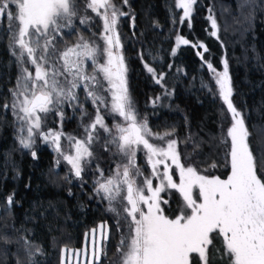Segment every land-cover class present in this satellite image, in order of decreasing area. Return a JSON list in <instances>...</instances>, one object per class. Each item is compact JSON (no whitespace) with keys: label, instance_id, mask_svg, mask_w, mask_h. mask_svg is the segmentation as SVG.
<instances>
[{"label":"snow or ice","instance_id":"obj_1","mask_svg":"<svg viewBox=\"0 0 264 264\" xmlns=\"http://www.w3.org/2000/svg\"><path fill=\"white\" fill-rule=\"evenodd\" d=\"M123 3L127 4L128 0ZM195 3L196 0H175V7L182 9L181 24L186 19L190 21ZM85 7L103 22L99 33L103 44L79 35L74 44L65 45L61 50L56 46V37L62 29L74 28L73 18L78 16L76 0H0V15H6L9 21V46L19 67L16 85L10 89L13 97L10 107L20 122V132H27L26 136L19 137L21 146L31 148L34 137L40 135L55 146L56 152L80 178L83 164L93 156L90 149L98 139L97 127L109 134L106 143L115 146L114 155H120L122 162L107 177L97 168L100 176L94 191L108 202L107 210L127 225L128 230L117 246L119 264H214L217 253L226 264H264V175L258 173L259 161L251 149V133L245 119L232 101L227 61H223L222 72L207 64L214 74L219 98L231 117L226 135L222 129L221 137V143L228 149L225 159L230 172L221 178L209 174V169L201 171L182 162L178 141L171 138L174 129L153 132L147 120L139 118L127 86V66L118 31L119 17L127 14L113 0H86ZM91 19L85 15L80 17V23ZM208 19L213 29L211 35L216 36V20L212 15ZM176 43L188 45L190 42L177 35ZM192 46L207 51L203 43ZM197 54L203 58V53ZM144 68L157 84L163 81V74L157 75L148 63H144ZM79 88L93 104L95 117L84 126V140L67 137L75 149L72 155L61 147L62 131L41 129L44 119L53 111L63 120L65 102L71 107H80L82 116L88 115L79 103ZM105 114L119 120L114 119L109 128ZM141 151L151 168L149 175L137 164V153ZM32 155L35 157V152ZM217 167L215 162L209 166ZM177 172L178 183L174 180ZM154 179L159 184L154 186ZM169 189L179 192L183 201L174 217L166 215L162 208L168 200L161 193ZM7 200L11 203L12 196ZM99 227V239L97 230H91L92 254L86 264H101V257L106 255L107 225ZM87 238L86 233V242ZM221 238L217 246L216 241ZM83 251L87 256V247ZM74 252L77 257L80 255L79 251L62 249L61 264H66L65 253L70 264Z\"/></svg>","mask_w":264,"mask_h":264},{"label":"trees","instance_id":"obj_2","mask_svg":"<svg viewBox=\"0 0 264 264\" xmlns=\"http://www.w3.org/2000/svg\"><path fill=\"white\" fill-rule=\"evenodd\" d=\"M76 4L81 6L82 0ZM124 9L127 15L119 17L118 31L127 86L139 117L153 132L174 129L171 138L178 141L183 163L224 178L228 149L221 137L230 119L207 64L218 71L226 60L232 101L245 119L258 173L264 175V0H196L190 21L183 24L175 0H128ZM209 15L216 20V36L211 35ZM73 24L68 32L61 31L62 42H72L77 34L90 38L78 19ZM177 35L190 43L177 45ZM194 43H203L207 51ZM9 44L8 22L0 15V264H61V250L82 248L85 234L101 224L107 225L109 237L101 264H116L120 222H114L93 192V175L84 173L81 183L71 180L63 167L54 165L46 145L37 140L25 149L16 139L10 112L16 60ZM144 63L163 74L160 84ZM213 162L215 169L209 168ZM161 196L168 200L162 204L165 214L174 217L182 199L171 189ZM214 264L226 261L217 253Z\"/></svg>","mask_w":264,"mask_h":264},{"label":"rangeland","instance_id":"obj_3","mask_svg":"<svg viewBox=\"0 0 264 264\" xmlns=\"http://www.w3.org/2000/svg\"><path fill=\"white\" fill-rule=\"evenodd\" d=\"M114 3L119 7L120 11H122V12L125 11L124 7H126L127 4H124L123 0H119L118 2H114ZM85 5H86V0H82L81 6L77 7L78 8V16L73 18V22H74V19H78V23H80V17H83L85 15L92 17V19L88 23H85V24L80 23L82 26H84L87 29V32L90 33V38H85V39H95V40H97L98 43H100L102 45L103 41H101L99 39V33L103 29V22L90 9H86ZM179 12H180V16H181L182 15V9H179ZM4 16L6 17V20L8 22V26H9V21L7 19V16L6 15H4ZM70 29H72V28H64L61 31L68 32ZM79 35L80 34H77L75 40L66 44V43L62 42V40L59 38L61 36V34H60L59 36L56 37V41H57V39H59L60 44H56V46L59 49L63 50L65 45L74 44ZM10 36H11V33H10ZM9 51L12 54V49L10 48V46H9ZM17 51H18V49H17ZM13 57L16 60V57L14 55H13ZM29 67H30V70L34 71V69H31V66H29ZM89 71H91L90 66H89ZM218 71L222 72L223 66H221V69ZM18 74H19V67H18L17 60H16V74L14 77V87L16 85V80H17ZM217 89H218V86H217ZM77 93L79 96V103L83 104L88 115L82 116V112H81L80 107H71V106H69L68 102H65L62 106V110L64 113L63 120H61L60 116L57 115L55 111H53L52 113H49L46 116V118L44 119V123L42 124V129H41V131H43V132H47L49 129L54 130V131H62L64 133V136L61 138V141H60L61 147L63 148V150L66 154H72V155L75 154V149L69 143L67 137L70 135V136L75 137L76 139L84 140L86 138L84 126L89 124L95 117V108L93 107V104L91 103L90 100L85 99L86 94H85L84 90L82 88H79V89H77ZM12 99H13V97L11 95L10 105H11ZM109 99H110V97H109ZM75 103L76 102H73V104H75ZM224 107L226 109L225 105H224ZM226 111H227V109H226ZM10 112H11V116H12V125L14 128L16 139L19 142L20 135L26 136L27 132H26V130L23 133L20 132V127H21L20 122L17 120V118L14 115L11 107H10ZM228 116L230 119V122H229V126H230V123H231L230 114H228ZM139 118L143 119L141 117H139ZM114 119L118 121L119 117L114 118L111 115L105 114V123L109 126V128L112 127V125L114 123ZM97 134H98V139L91 145V149H90L93 152V156L91 158H89V161L87 163L83 164L84 170H83L80 178H77L74 175V173L71 170V165H69L67 163V161L64 160L62 155H60L59 153L56 152L55 146L50 141L46 142L40 135H36L34 137V143L32 144V147L35 145L37 140L40 141L41 143H43L44 145H46L47 149L52 153L54 165L63 167L66 170L69 178H71V180H74L76 182L81 183L82 181H84L83 180V178H84L83 175H85L84 173L90 172L93 175L92 179H91V181H92L91 184H93L92 185L93 186V192L95 193V191H94L95 181L100 176V173L97 171V168L99 167V169L103 171L105 177H107V176L112 174V172L116 168V165L118 163L122 162V157L120 155H118V154L114 155V153L116 152L115 146L106 143V141L110 138L109 134L105 133L102 128H99V126L97 127ZM156 143H161V142L156 141ZM19 144H20V142H19ZM229 148H230V140H229ZM137 161H138L137 164L144 170L145 175H149L151 173V168L146 163L145 155H144L143 151L137 153ZM123 162H126V161H123ZM169 163H170V161H169ZM172 169L175 170L174 165L172 166ZM160 170H161V172L163 171V165L160 166ZM229 172H230V166H229L228 173ZM228 173H227V175H228ZM227 175L224 178H226ZM139 179L141 182L143 181V177H140ZM174 180L177 183L179 182L178 172L176 173V175H174ZM153 183L155 186V185L159 184V180L154 179ZM171 190L175 191L178 194V196L181 198L179 192H177L174 189H171ZM95 195L99 198V201H101L103 203L105 211L114 219V222H116V223L120 222V226L118 227L120 229V234L118 236V242H117V246H118L120 243L122 234L126 233L128 230L127 225L114 212H109L107 210L108 209V202L106 200L101 199V196L97 195L96 193H95ZM121 212H122V209H121ZM96 235H97V239H99L100 229L97 230ZM86 247H87V256L85 255V253L83 251ZM75 250L79 251L80 255L77 257L75 255V252H74L71 256L70 264H78V261H79V264H86V260L88 258H91V254H92V233L90 235H88L87 243L82 248L75 249ZM116 251H117V247H116ZM65 259H66V264H68V254L67 253L65 254ZM116 261H118L116 264H119L120 255L118 252H117Z\"/></svg>","mask_w":264,"mask_h":264}]
</instances>
